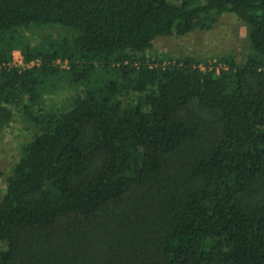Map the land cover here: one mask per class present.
<instances>
[{
    "label": "trees",
    "instance_id": "obj_1",
    "mask_svg": "<svg viewBox=\"0 0 264 264\" xmlns=\"http://www.w3.org/2000/svg\"><path fill=\"white\" fill-rule=\"evenodd\" d=\"M228 13L243 61L150 55ZM17 115L0 264H264V0H0V137Z\"/></svg>",
    "mask_w": 264,
    "mask_h": 264
},
{
    "label": "rangeland",
    "instance_id": "obj_2",
    "mask_svg": "<svg viewBox=\"0 0 264 264\" xmlns=\"http://www.w3.org/2000/svg\"><path fill=\"white\" fill-rule=\"evenodd\" d=\"M248 35V26L235 14L228 13L223 15L209 31L197 30L185 36L158 38L150 55L166 60L189 57L207 60L209 63H215L219 57L232 56L241 62L250 52ZM15 55L16 59L23 56L20 51ZM57 88H61V84L57 85ZM65 92L67 93H58L54 96V100L63 99L62 101H66L67 104L73 90L66 87ZM32 137V130L21 115H17L11 126L0 137V200L7 189V177L20 160L23 146Z\"/></svg>",
    "mask_w": 264,
    "mask_h": 264
},
{
    "label": "built area",
    "instance_id": "obj_3",
    "mask_svg": "<svg viewBox=\"0 0 264 264\" xmlns=\"http://www.w3.org/2000/svg\"><path fill=\"white\" fill-rule=\"evenodd\" d=\"M15 53H17V52H15ZM15 57H16V55H14V61L12 63L15 66H18V67H21V68H32V67H34L36 65H39V61H33L31 63H25V60H24V57L23 56H21L18 59H16ZM215 63H216V61H215ZM215 63H209V65L211 66V68H214V67L217 66V65H215ZM57 64H61L63 67H66V68L68 66V62L67 61L66 62H62L61 60H58L57 61ZM200 67L203 70H205L207 68V66L206 65H203V64H201Z\"/></svg>",
    "mask_w": 264,
    "mask_h": 264
}]
</instances>
